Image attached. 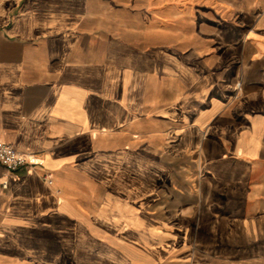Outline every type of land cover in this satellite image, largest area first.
<instances>
[{
	"label": "crops",
	"instance_id": "0c3cea01",
	"mask_svg": "<svg viewBox=\"0 0 264 264\" xmlns=\"http://www.w3.org/2000/svg\"><path fill=\"white\" fill-rule=\"evenodd\" d=\"M0 141V264H264V0H0Z\"/></svg>",
	"mask_w": 264,
	"mask_h": 264
},
{
	"label": "built area",
	"instance_id": "2783aa9c",
	"mask_svg": "<svg viewBox=\"0 0 264 264\" xmlns=\"http://www.w3.org/2000/svg\"><path fill=\"white\" fill-rule=\"evenodd\" d=\"M33 164L28 154L16 149L13 145L0 141V166L6 172L13 173L19 169ZM45 182L51 185L53 183L51 175L44 176ZM10 188V181L7 177H0V191H7Z\"/></svg>",
	"mask_w": 264,
	"mask_h": 264
}]
</instances>
